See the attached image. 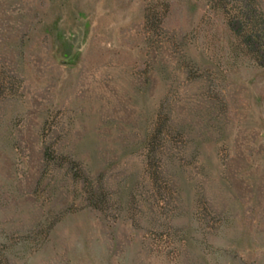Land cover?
Listing matches in <instances>:
<instances>
[{"label": "rangeland", "instance_id": "obj_1", "mask_svg": "<svg viewBox=\"0 0 264 264\" xmlns=\"http://www.w3.org/2000/svg\"><path fill=\"white\" fill-rule=\"evenodd\" d=\"M0 264H264V0H0Z\"/></svg>", "mask_w": 264, "mask_h": 264}]
</instances>
